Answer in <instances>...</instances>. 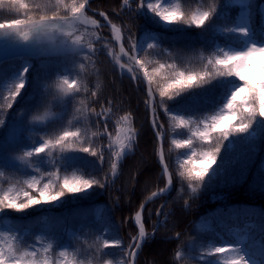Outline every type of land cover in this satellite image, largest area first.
Here are the masks:
<instances>
[{
    "label": "trees",
    "instance_id": "obj_1",
    "mask_svg": "<svg viewBox=\"0 0 264 264\" xmlns=\"http://www.w3.org/2000/svg\"><path fill=\"white\" fill-rule=\"evenodd\" d=\"M29 9H20L13 6L10 0H0V21L20 17L27 20L29 17L38 18V10L33 5L37 0H24ZM179 3L182 9L207 10L209 5L215 4L214 18L203 28L195 26L171 25L164 29L154 23L150 15H141L121 9L122 0H91L90 6L103 10L111 21L123 26L125 37L129 34L133 39L144 29L156 30L159 38V46L155 49L145 50L150 53L149 59L154 62L175 61L181 68L199 70L201 68V54L205 57L215 53L219 48L228 47L239 49L242 41L250 38L257 42L264 41V0H253L251 7V35L247 38L239 33H229L223 29L235 27L242 9L237 4H230L229 0H172ZM133 3L132 8H136ZM146 11V10H145ZM51 13H49L50 15ZM108 27H101L99 31L107 37ZM108 39H100L95 43L97 51L90 59L85 60L83 55L65 58L62 55H49L37 58H19L0 66V75L4 79L0 84V105L4 104V97L9 95L7 85L27 64L30 65L26 74L27 82L21 94L13 102L11 108H0V118L4 125L0 126V187H19L32 169L9 163L3 154L4 148L11 140L9 125L17 119L18 110L28 105L26 119L32 108L40 104V100L47 98L45 105L51 100L52 86L60 82L62 76L75 79L80 88L79 92L69 93L62 98V103H52V106L62 110V115L53 121L42 125L29 124L24 126L25 131L18 135L12 143V148L23 152L38 146L46 134L55 135L62 129L75 130L77 126H83L84 121H77L79 116L77 109L84 111L95 108L97 112L109 107L108 131L115 137L117 121L120 117L130 114L132 124L138 129L136 143L132 151L126 155L118 166V174L113 178L110 171L108 153L105 152V161L100 162L96 157L75 152L68 153L75 163L61 174L77 175L88 171L104 178L107 174L108 181L105 187H94L87 195H66L62 202L52 204L43 203L24 212L11 210L3 213L9 217L8 223L1 222L0 230L18 232L22 240L39 251L41 258L43 247L49 242L53 243V250L47 255L53 264H104L106 260H113V264L124 253L119 248L103 249L110 255L102 256L97 252V246H102L103 239H120V247L132 240L136 234L133 223V215L142 201L154 190L157 183L160 162L158 153V141L151 128L149 120V106L147 89L141 77L133 80L127 69H120L115 63L114 55H118L116 45ZM149 43H157L153 39ZM129 47V41L125 39ZM166 50V51H165ZM111 53V54H109ZM145 53H141L143 56ZM121 62H123L121 60ZM258 62H264V56L258 58ZM84 67L81 68L80 65ZM158 66V63L149 66ZM3 75H5L3 77ZM139 75V74H138ZM246 76L258 79V71L249 69ZM88 90H84V86ZM228 84H203L198 88L182 93L174 101H168L171 109L175 110L182 105H190L187 115L195 120L197 117L210 115L221 104V97ZM92 92L97 96L93 97ZM49 96V97H48ZM195 97V99H193ZM159 99L158 94L156 96ZM52 101V100H51ZM83 101V104L81 103ZM158 123L165 125L164 148L166 161L170 168L173 187L168 195L157 198L151 205H159V216L152 214L146 218V229L154 231V236L148 239L138 256L137 264H226L222 256L212 258L208 252L219 246L231 244L233 236L229 229L233 226H246L248 221H254V226L249 227L250 239L264 240V118L253 125L247 133H233L228 141L221 145V153L217 157L216 164L212 165L209 176L205 177V183L197 185L192 182L196 191L188 187L187 179L180 176L179 165L191 155V151L207 150L208 145L195 140L192 149H177L172 144L173 139H187L191 133L187 129H177L163 109H157ZM184 114V113H182ZM104 117L96 118L89 113L88 125L91 131H96L97 126L103 131ZM71 121V123H69ZM202 127V126H201ZM23 130V129H22ZM21 130V131H22ZM195 130V127H193ZM98 146L106 148L108 139L91 137ZM31 134L40 136L38 141L32 142ZM87 146V144L85 145ZM11 149V148H10ZM54 156L56 153L53 154ZM47 157L33 163L42 170H48ZM199 166L198 162L188 167ZM163 184V179L159 185ZM244 201L250 211L234 210L236 204L224 206L225 202ZM46 205V207H43ZM150 205V206H151ZM223 205V206H222ZM245 205V204H242ZM150 206L146 208L147 216ZM100 213L99 217L97 213ZM251 219V220H250ZM157 225H159L157 227ZM67 249V255L60 256V251ZM126 250V249H125ZM161 250L163 253L161 254ZM179 252L177 257L175 253ZM264 257L262 253L256 252ZM203 256V259H201Z\"/></svg>",
    "mask_w": 264,
    "mask_h": 264
},
{
    "label": "snow or ice",
    "instance_id": "obj_2",
    "mask_svg": "<svg viewBox=\"0 0 264 264\" xmlns=\"http://www.w3.org/2000/svg\"><path fill=\"white\" fill-rule=\"evenodd\" d=\"M10 3L20 9H29V5L24 0H10ZM89 3L90 0H37L33 7L38 10V18L29 17L27 20L15 19L0 23V30H5L0 33V41L16 43V40L12 39V33L7 31L14 29L20 41L25 44L31 42V47L26 51L34 57L59 54L65 58L83 55L85 60L90 59L97 51L93 38L95 37L96 40L100 38L95 32H88L87 27H84L83 31L81 28L88 25L99 28L101 25L87 15L86 8ZM229 3L241 7L240 22L238 26L223 30L229 33H239L245 38L249 37L252 34L249 17L253 0H229ZM120 8L141 15H150L154 23L164 28L171 25L203 28L214 18L216 12L215 4L209 5L207 10H201V8L190 10L182 9L179 3H173L172 0H138L135 9L132 8V0H122ZM261 12L264 14V9H261ZM99 14L108 20L104 12ZM108 22L111 24L114 39L120 42L119 54L114 55L115 63L122 70L126 68L133 80L139 79L138 71H142L143 78L147 80L148 100L145 104L151 107L152 127L156 129V137L163 140L165 135V125L158 123L157 109L161 108L177 129H187L191 133L187 139L172 140V144L177 149H192L194 139L208 145L207 150L200 152L192 150L191 155L179 165L180 169H183L180 176L187 179L188 187L195 192L196 187H193L192 182H196L197 185L205 183V177L209 176L212 165L216 164L217 157L221 153L223 142L228 141L233 133H247L254 124L260 122L261 119L258 117L264 118V62H258V58L264 56V41L245 39L242 41L243 46L239 49L218 47L215 53L207 57L201 54L202 64L199 70H189L181 68L175 61L171 63L152 61L149 59L150 53L146 52L144 44L138 38L133 39L130 34L125 37L126 29L123 26L112 23L110 20ZM21 25H25L27 30L21 31L19 29ZM125 39L129 41L127 49L122 43ZM151 39L157 43H147L149 50L159 46L157 36H152ZM141 53L145 54L141 56ZM122 57L127 58L126 62H121ZM156 63L158 66L151 67L149 71V66ZM80 67L83 68L84 65L81 64ZM29 69L30 65L26 64L6 86L9 95L3 98L4 104L0 105V108L12 107L13 102L21 94V90L25 88L26 74ZM249 69L258 71V79L245 75ZM213 81L217 84H228L231 87L225 89L221 104L210 115L197 117L194 120L191 115H187L186 118L190 105H182L175 110L169 107L168 101H174L182 93H187L203 84H211ZM56 87L64 96L80 91L77 81L69 79L67 75L61 77ZM84 90H88L86 85ZM157 94L159 99L156 98ZM91 95L95 97L97 93L92 92ZM81 103L83 104V101ZM108 103L109 107L103 108L100 112H97L95 108L84 111L77 109L79 116L76 119L78 122L84 121L83 126H77L75 130L65 128L55 135L46 134L38 146H33L16 157L17 160L31 168L32 172L27 174L28 178L24 179L19 187H8L7 189L0 187V214L8 210L24 212L43 203L62 202V198L66 195L81 193L87 195L94 187L106 186L107 174L103 179L91 171L81 175H77L75 171L71 175H62V172L75 163L74 158L67 155L68 153H85L103 162L107 151L113 178L118 174V166L136 143L138 129L132 125L130 114H126L116 122L119 127L113 137L107 127L108 114L112 110L111 101ZM89 113L98 119L105 118L103 131L97 126L96 131L90 132L87 123ZM33 122H41L40 117L34 116ZM4 123V120L0 118V126ZM89 132L91 137L98 139L106 135L108 137L106 148L96 145L90 139ZM54 153H56L55 156ZM44 157L48 158L46 161L50 165L48 170H42L33 163V158L40 161ZM159 162L163 165L162 174L168 175V165L164 163L163 149L159 151ZM197 162L199 166L188 167ZM3 175L4 172L0 171V176ZM170 183L171 177H169ZM166 191L167 189L162 188L159 193L153 192L152 197L155 198ZM99 215L98 212L97 216ZM157 215L159 216V212ZM135 223L138 225V237H132L133 244L128 246L130 251L120 247L122 243L120 239L105 238L102 246H97V252H100L102 256H108L110 253L101 251V248H119L127 258L126 264H134L138 250L142 249L147 239L152 238L146 233L140 211L135 214ZM241 239H247V237ZM51 250H53V243L49 242L46 247H43L45 255L41 258L35 246L27 245L18 232L0 230V264H53L47 255ZM67 251V249L60 251V256H66ZM175 255L179 257L180 253L177 252ZM207 255L212 258L222 256L226 259V264H250L245 250L235 245L214 247ZM65 264H71V262L65 261ZM104 264H113V260H106ZM117 264H125V261H118Z\"/></svg>",
    "mask_w": 264,
    "mask_h": 264
},
{
    "label": "rangeland",
    "instance_id": "obj_3",
    "mask_svg": "<svg viewBox=\"0 0 264 264\" xmlns=\"http://www.w3.org/2000/svg\"><path fill=\"white\" fill-rule=\"evenodd\" d=\"M133 3H138V0H132V5H133ZM262 9H264V7ZM87 14H89V16H91V17L100 18L99 15H92L93 14L92 12L91 13L88 12ZM240 16H241V14H240ZM240 16H239V18H240ZM15 19H21V18L20 17H15L14 19L0 21V23H4V22H7V21L15 20ZM239 22L240 21L237 22V25L236 26L239 25ZM250 25H251V15L249 17V27H250ZM84 27H87V26H82L81 31L84 30ZM19 29L21 31H26L27 30V27L25 25H21V26H19ZM4 31L5 30H0V33L4 32ZM7 31H9V32L12 33V39H15L16 40V43H7L5 41H0V48H2V49H8L9 52H10L11 57L14 56L16 53L17 54H20V56H22V55L32 56V55L29 54L28 51H26L27 48L31 47V42H29V44H27V46L25 48H23L22 50L21 49L18 50L20 44H23L24 42L23 41H20V39L16 35L14 29H8ZM87 31L88 32H95L96 33V36L99 37L100 39H102V38L108 39L111 34H112V37H114L113 36V33L111 31H109V30L107 31V33H108L107 35L108 36L107 37H104V34L101 31H99V29L96 28V27H87ZM152 36H155L154 31L153 30H150V29H145V30H143L139 34V36L137 38L139 39L140 42H142L144 44V48H145V46L147 45V43H149L152 40L151 39ZM93 40H94V47L96 48L95 43H100V41L99 40H96L95 37L93 38ZM49 55H54V54H48V55L39 56V57H45V56H49ZM4 76L5 75H3V77ZM3 80L4 79L0 75V84H1V82H3ZM57 83H54L53 86H52V89H50L52 91V97H51V100L52 101L50 100L47 103V105H45V103L47 101V98L44 101L40 100L39 101L40 104L39 105L36 104L37 106H35L34 108H32L30 110V112L28 113L27 119H26V114H27L26 110H28V105L25 104L23 106V108H21L20 110H18L17 119L15 121H13V123L11 124V126L9 125V128H8V130H9V136H8V138L11 140V142H9L8 145L11 144V147L4 148V150H3V154H4V156L6 157V159H7V161L9 163H11V164L12 163L17 164V165L23 167V169H29L25 164H23L21 161H19V160L16 159V157L19 156V155H21L23 152L16 151L15 149L12 148V143L14 142L13 140H15L16 137L19 134L21 135L22 132L25 131L24 126H27L28 123L29 124H33V125H42V124H46L49 121H53V120H55L56 118H58L59 116L62 115V110H58V109H56L55 107L52 106V103H54V102H58L59 104H61L62 103V98L65 97L62 93H60L59 89H57V87H56V84ZM34 116L40 117L41 122H33V117ZM118 127H119V125H117V128ZM108 132H110V131H108ZM39 137L40 136L35 135V134H31L29 136V138L32 139V142H35V141H38L39 142V139L37 140V138H39ZM105 138L108 139V137L106 135H105ZM38 144H36V145H38ZM165 185H166V180L163 179V184L160 185V186L161 187H164ZM162 196H159L158 198H161ZM150 205L151 204H148L147 207H149ZM43 207H46V205H44ZM158 212H159V205L158 204L151 205L150 206V209H149V211L147 213L148 215L146 216L145 213H144V220H146V218L150 217L152 214H156V216H158L157 215ZM134 225H135V228H136V234L133 237H138V226L136 224H134ZM245 236L246 235L238 236L237 237V240L235 242H233L231 245H235V246L242 247L245 250V252L247 253V257H248V259L250 261V264H261L260 259L257 256L253 255L251 253L250 248H248L246 246L245 242L247 241V239H243V240L241 239L242 237H245ZM132 243H133V240H131V242L127 243L124 248L127 251H130L131 249H129L128 246L130 244H132ZM162 253H163V250H161V254ZM121 260H124L125 261V264H126L127 258H125V259L120 258L118 261H121Z\"/></svg>",
    "mask_w": 264,
    "mask_h": 264
},
{
    "label": "water",
    "instance_id": "obj_4",
    "mask_svg": "<svg viewBox=\"0 0 264 264\" xmlns=\"http://www.w3.org/2000/svg\"><path fill=\"white\" fill-rule=\"evenodd\" d=\"M89 7V6H88ZM105 19V18H104ZM109 20H105V21H98L99 22V24L100 25H109L110 27H111V24L108 22ZM118 45H119V47H120V42L118 43ZM123 59H127L126 57H122ZM135 67V66H134ZM140 73H141V76H142V78H143V73H142V71H139ZM143 80H144V82H145V84L147 85V88H148V83H147V80H145L144 78H143ZM149 109H150V123H151V126H152V120H153V113H152V110H151V107H149ZM152 129L154 130V133H156V129H154L153 127H152ZM158 139V138H157ZM158 141H159V145H160V149H163V154H164V163L166 164V160H165V153H164V147H163V140H161V139H158ZM162 168H163V165L161 164V171H160V176H162L163 174H162ZM169 177H170V173H169V170H168V175H166V178H167V181H168V187L166 188L167 189V191L165 192V193H167L168 192V190L171 188V186H172V180H171V183L169 184ZM153 192H157V193H159L160 192V189H158V188H156ZM152 192V193H153ZM152 193L146 198V200L141 204V205H143V208H141V205H140V207H139V209H138V211H140L141 212V215H142V222H143V211H144V209H145V207H146V205L147 204H149V203H151L155 198H153L152 197ZM165 193H162V194H165ZM159 195H161V194H159ZM147 233V232H146ZM134 264H135V261H134Z\"/></svg>",
    "mask_w": 264,
    "mask_h": 264
}]
</instances>
